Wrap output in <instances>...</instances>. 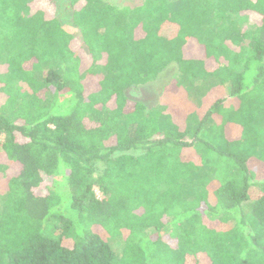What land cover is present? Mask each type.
I'll list each match as a JSON object with an SVG mask.
<instances>
[{"label": "trees", "instance_id": "obj_1", "mask_svg": "<svg viewBox=\"0 0 264 264\" xmlns=\"http://www.w3.org/2000/svg\"><path fill=\"white\" fill-rule=\"evenodd\" d=\"M120 1L0 0V264H264V0Z\"/></svg>", "mask_w": 264, "mask_h": 264}, {"label": "rangeland", "instance_id": "obj_2", "mask_svg": "<svg viewBox=\"0 0 264 264\" xmlns=\"http://www.w3.org/2000/svg\"><path fill=\"white\" fill-rule=\"evenodd\" d=\"M143 0H122L120 4H125L130 7L140 6ZM172 3L176 5L179 3L178 0H172ZM171 3V5H172ZM67 18H64V20ZM67 21V20H65ZM176 67L170 66L164 72H162L158 78L152 83L146 86L130 88L125 94L130 101L139 102L143 105L145 112L152 109H156L161 104L162 90L165 84L172 80L173 74L176 73ZM1 139V138H0ZM264 174V172H259V175ZM95 193L99 196L97 189L95 188ZM113 248L118 251L119 245L117 242L112 243Z\"/></svg>", "mask_w": 264, "mask_h": 264}]
</instances>
